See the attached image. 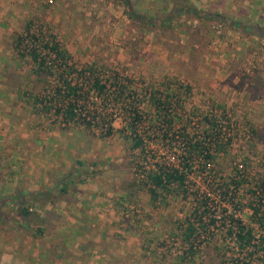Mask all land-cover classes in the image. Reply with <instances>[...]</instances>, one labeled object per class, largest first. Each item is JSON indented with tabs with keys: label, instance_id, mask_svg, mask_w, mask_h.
I'll return each instance as SVG.
<instances>
[{
	"label": "rangeland",
	"instance_id": "1",
	"mask_svg": "<svg viewBox=\"0 0 264 264\" xmlns=\"http://www.w3.org/2000/svg\"><path fill=\"white\" fill-rule=\"evenodd\" d=\"M131 1L134 12L142 17L130 19L120 0H0V43L7 45L0 59L12 60L7 78L20 88L16 95L25 97L22 89L32 95L29 107L20 109L18 115L14 114L17 110H9L0 116V175L10 185L26 171H31L26 175L33 180L38 177L36 172L45 169L61 176L80 170L74 187L81 192L73 197L63 184L61 196L77 201L80 207H109V220L112 211L114 215L112 236L136 234V245L149 264H220L217 247L225 252L224 259L240 257L227 234L230 217L240 218L257 234H264V228L253 224L249 207L251 201H257L252 191L264 183V39L250 28H264V7L250 10L251 6L244 4L239 13L222 12L236 20L229 25L192 15L165 20L175 6L171 0ZM151 17L159 19L153 22ZM29 31L41 45L55 37L76 68L93 64L102 80L108 81L110 75L111 81L116 76L118 81H126L127 93L141 101L143 112H151L142 101L145 90L175 97L171 130L177 148L170 151L167 140H160L162 133L155 131L163 126L159 122L144 134L151 145L149 153L157 161L177 164L183 136L211 141L214 131L209 123L216 124L220 136L230 139L229 152L215 156L203 169L194 168L189 181L192 194L171 193L151 204L135 175L138 152L130 149L123 136L128 133L122 131L125 115L122 104L114 105L112 85L101 95L84 85L81 101L96 115L91 127L77 121L65 124L54 111L44 112L32 103V97L41 91L47 95H39V99L50 100L44 90L55 88L58 71L52 66L53 76L39 74L29 55L16 52L17 39ZM45 56L52 63H61L48 53ZM109 124L113 130L106 134ZM237 163L244 166H239L238 180L245 182L233 189L235 202L241 203L235 209L222 200L227 198L218 189L229 181ZM196 190L198 198L203 194L209 198V212L217 215V221L199 237L197 255L183 262V242L177 235L193 214ZM10 234L4 233L7 240ZM9 251L13 248L8 247ZM14 262L20 261L16 258L5 264ZM252 264H257L255 259Z\"/></svg>",
	"mask_w": 264,
	"mask_h": 264
},
{
	"label": "trees",
	"instance_id": "2",
	"mask_svg": "<svg viewBox=\"0 0 264 264\" xmlns=\"http://www.w3.org/2000/svg\"><path fill=\"white\" fill-rule=\"evenodd\" d=\"M124 6V11L130 17V19H137L142 17L140 14L134 12L131 0H120ZM175 6L166 13L164 19L172 20L173 18H180L184 15H192L195 19L201 21H222L234 25L236 20L224 16L222 13H212L205 11L202 8L189 6L187 3H176ZM159 18L151 17L150 20L156 22ZM149 21V20H147ZM150 22V21H149ZM152 23V22H151ZM242 24V23H240ZM244 25V23H243ZM254 33L258 34L264 39V28L258 25L250 26ZM45 41L43 45L39 42L36 35L31 34L29 31L26 35H21L15 43V50L20 54L29 55L34 62L37 63V72L42 75L53 76V69L47 66L45 59L41 58L38 61L39 53H37V48H44L49 53L54 54V59L61 63L56 65L57 73V83L55 88L45 89L44 92H48L54 98L47 102L43 99H39V95L46 96L47 93H37L36 96L32 97V103L34 105H39L44 112H50L51 110L56 113V115L61 116L63 122L68 124L69 122H79L83 126L91 127L93 119L96 115H91L87 105L84 101H81V91L84 85H88V91L92 89L96 94H103L107 91V87H114L113 89V99L114 105H121L123 114L125 115V123L122 131H128L127 134H123L125 138L130 142V149L132 151L136 150L138 152L139 159L134 165L135 175L140 178L141 188L146 191L149 196V202L151 204H158L165 198V196L174 194H183L186 196L190 192V178L194 172V168L201 166L203 169L206 165L215 160V156L222 154L223 152H229L227 146L230 145V139L227 137L220 136V130H216L215 125L210 124L211 130L214 131L210 133L212 138L211 141H206L203 138L199 140H193L186 137L181 138L182 148L178 150L179 156H177V164L167 163L168 161H157L149 151L150 143L144 138V134L149 133L148 129H152L156 123H161L163 126L160 129L156 128L155 131L162 133L161 141H165L168 146V150L176 149L177 145L172 137L174 134L171 130L173 124V118L175 109L173 108V103H175V97L172 95L162 94L157 91L148 89L145 90L144 97L142 99L149 107L151 112H143L140 108V102L134 96H130L127 93V86H125L126 81H118L117 76L113 77L112 81L110 75L108 76V81L102 80V77L97 73V68L93 64L81 66L76 68L75 65L70 63L71 55L61 46V44L51 37ZM27 39L32 47L28 49L27 52L23 53L20 50V45L23 41ZM38 74V80L40 76ZM76 75V77H75ZM90 78L86 81V78ZM20 89V88H18ZM22 96H25L26 102H30L29 98L32 96L26 90L22 89ZM142 94V93H141ZM136 94V95H141ZM129 95V96H128ZM121 99V101H119ZM124 101H127L125 103ZM138 102V104H136ZM46 110V111H45ZM109 129L106 134H111L113 127L109 124ZM152 132V131H151ZM206 136H209L206 134ZM174 141V142H173ZM197 165V166H196ZM244 167L241 163H237L233 167V175L230 177L229 181L225 182L218 191L226 199L224 202H228L230 206L235 209L240 206V202L236 201V189L237 186L242 185L245 181L238 180L239 166ZM79 171L75 169L64 176L63 183L68 187H74L75 181L79 178ZM264 183L262 182L258 191H252V193L257 197V201L249 203L251 208V218L252 222L260 228H264V216L262 215V207L264 205ZM64 190V189H63ZM194 192V191H193ZM73 193V189L71 191ZM197 190L194 192L195 195V208L192 216L182 223V230L177 235L181 242H183L182 247H186L182 250L181 261L190 260L194 255H197V247L199 243V237L201 234L209 230L210 227L214 226L217 221V215L214 212H209V198L203 194L197 196ZM43 197H35L34 194H28L24 191L20 192L19 188L14 189L13 192L0 191V221L2 227L6 226L5 231L10 232L12 227L11 223H16L15 225L18 229H21L24 233H32V237L39 236L43 228V218L41 215V209L43 208L42 202L40 201ZM221 198V197H220ZM234 200V201H233ZM39 202V203H35ZM230 213V216H233ZM230 225L227 228V234L233 242V246L236 248V253L240 257H233L224 259L225 252L221 248H216L219 250L218 261L220 264L230 263V259H235L232 264H252L254 259L257 264H264V234L256 233L254 227L248 223L243 222L240 218L234 219L230 217ZM1 227V228H2ZM179 232V231H178ZM207 232V231H206ZM206 245H208L206 243ZM205 248V247H204Z\"/></svg>",
	"mask_w": 264,
	"mask_h": 264
},
{
	"label": "crops",
	"instance_id": "3",
	"mask_svg": "<svg viewBox=\"0 0 264 264\" xmlns=\"http://www.w3.org/2000/svg\"><path fill=\"white\" fill-rule=\"evenodd\" d=\"M171 2V4H193L194 7L200 5L198 8L202 7L203 10L212 13L229 10L239 13L244 4H249L250 10L264 7L263 0L248 2L247 0H171ZM6 46L0 43V52L4 51ZM11 61L6 58L0 59V68H2L0 69V116L8 114L9 110H17L18 112L14 114L18 115L20 109L29 107L25 97L16 95L18 89L7 78ZM3 71L7 73L6 76ZM51 170L36 172L38 177L33 180H29L27 176L31 171H26L16 180L17 182L11 181L10 185L3 178L5 176L0 175V191L13 192L14 189L19 188L20 192L43 197L40 201L43 206L41 215L44 216L42 220L44 230L37 237H32V233H24L22 228L18 229L15 226L16 223H11V234L8 237L10 239L7 240L4 235L6 232L4 229L7 227H2L0 221V264L16 258L20 261L19 264H149L140 247L136 245L135 240H138L136 234L124 238L112 236L111 223L114 215L112 211L109 220V207H80L77 201L74 203L67 197H62L61 194L65 193L63 190L65 175H56L51 173ZM68 188H70L69 193L73 189V197H76L77 192H81L78 187ZM8 247L13 248V251L8 253Z\"/></svg>",
	"mask_w": 264,
	"mask_h": 264
},
{
	"label": "built area",
	"instance_id": "4",
	"mask_svg": "<svg viewBox=\"0 0 264 264\" xmlns=\"http://www.w3.org/2000/svg\"><path fill=\"white\" fill-rule=\"evenodd\" d=\"M31 47H32L31 43H30L27 39H25V40L23 41V43L20 45V50H21V51H25V52H27L28 49H30ZM45 51H46V50H45ZM45 51L42 52L41 49H38V48H37V53H39L38 61L41 60V58H44V59H45V63H46L47 66H50V67H52V66H53V67H56L57 64L52 63V61L49 60V57L46 58V56H45V54L48 53L49 55H52L53 58H54V54H53V53H49V51H46L47 53H45ZM53 60H55V59H53ZM56 61H58V60H56ZM176 243H178V242H176ZM184 248H186V247H184Z\"/></svg>",
	"mask_w": 264,
	"mask_h": 264
}]
</instances>
